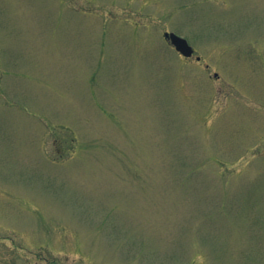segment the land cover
Returning a JSON list of instances; mask_svg holds the SVG:
<instances>
[{"label":"rangeland","instance_id":"374dc122","mask_svg":"<svg viewBox=\"0 0 264 264\" xmlns=\"http://www.w3.org/2000/svg\"><path fill=\"white\" fill-rule=\"evenodd\" d=\"M0 264H264V0H0Z\"/></svg>","mask_w":264,"mask_h":264},{"label":"water","instance_id":"95a60500","mask_svg":"<svg viewBox=\"0 0 264 264\" xmlns=\"http://www.w3.org/2000/svg\"><path fill=\"white\" fill-rule=\"evenodd\" d=\"M164 37L182 56L190 58L195 54V49L185 38L175 34L174 32H165Z\"/></svg>","mask_w":264,"mask_h":264}]
</instances>
